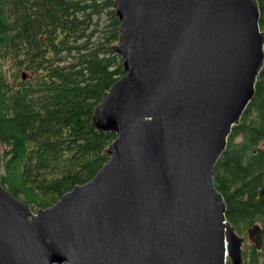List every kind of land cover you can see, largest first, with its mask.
<instances>
[{"label":"water","instance_id":"water-1","mask_svg":"<svg viewBox=\"0 0 264 264\" xmlns=\"http://www.w3.org/2000/svg\"><path fill=\"white\" fill-rule=\"evenodd\" d=\"M114 9L124 75L92 115L109 159L36 213L0 185V264H242L213 169L264 67L257 1Z\"/></svg>","mask_w":264,"mask_h":264},{"label":"trees","instance_id":"trees-1","mask_svg":"<svg viewBox=\"0 0 264 264\" xmlns=\"http://www.w3.org/2000/svg\"><path fill=\"white\" fill-rule=\"evenodd\" d=\"M256 1L264 33V0ZM119 30L114 0H0V185L32 213L89 182L109 159L116 135L94 129L92 115L124 75L113 50ZM262 140L264 67L213 169L232 226Z\"/></svg>","mask_w":264,"mask_h":264},{"label":"flooded vegetation","instance_id":"flooded-vegetation-1","mask_svg":"<svg viewBox=\"0 0 264 264\" xmlns=\"http://www.w3.org/2000/svg\"><path fill=\"white\" fill-rule=\"evenodd\" d=\"M236 140V144L241 143V137ZM252 155L256 165L246 168L248 174L243 184L247 191L242 198H235L241 213L234 226L230 224L242 240V264H248L256 257L264 258V140L252 150ZM238 189L236 196L242 193L243 188L239 186Z\"/></svg>","mask_w":264,"mask_h":264},{"label":"bare ground","instance_id":"bare-ground-1","mask_svg":"<svg viewBox=\"0 0 264 264\" xmlns=\"http://www.w3.org/2000/svg\"><path fill=\"white\" fill-rule=\"evenodd\" d=\"M118 18V17H117ZM119 56V55H118Z\"/></svg>","mask_w":264,"mask_h":264}]
</instances>
